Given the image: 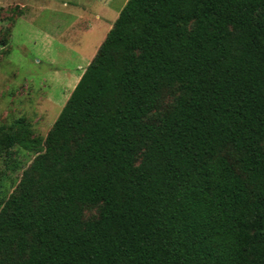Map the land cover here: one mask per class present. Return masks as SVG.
<instances>
[{
	"label": "trees",
	"instance_id": "obj_1",
	"mask_svg": "<svg viewBox=\"0 0 264 264\" xmlns=\"http://www.w3.org/2000/svg\"><path fill=\"white\" fill-rule=\"evenodd\" d=\"M79 76L0 125V264H264V0H127Z\"/></svg>",
	"mask_w": 264,
	"mask_h": 264
},
{
	"label": "rangeland",
	"instance_id": "obj_2",
	"mask_svg": "<svg viewBox=\"0 0 264 264\" xmlns=\"http://www.w3.org/2000/svg\"><path fill=\"white\" fill-rule=\"evenodd\" d=\"M126 1L0 0V125L23 118L44 139ZM177 95L167 93L149 119ZM33 157L13 148L0 159V202L16 192ZM95 214L86 208L83 218Z\"/></svg>",
	"mask_w": 264,
	"mask_h": 264
},
{
	"label": "crops",
	"instance_id": "obj_3",
	"mask_svg": "<svg viewBox=\"0 0 264 264\" xmlns=\"http://www.w3.org/2000/svg\"><path fill=\"white\" fill-rule=\"evenodd\" d=\"M117 16H118V15H117ZM116 18H117V17H116ZM108 28H109V27H108ZM93 56H94V55H93ZM90 61H91V60H90ZM90 61H89V62H90Z\"/></svg>",
	"mask_w": 264,
	"mask_h": 264
}]
</instances>
